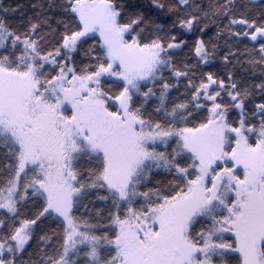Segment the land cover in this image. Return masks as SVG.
Wrapping results in <instances>:
<instances>
[{"label":"snow or ice","instance_id":"snow-or-ice-1","mask_svg":"<svg viewBox=\"0 0 264 264\" xmlns=\"http://www.w3.org/2000/svg\"><path fill=\"white\" fill-rule=\"evenodd\" d=\"M0 264H264V0H0Z\"/></svg>","mask_w":264,"mask_h":264}]
</instances>
